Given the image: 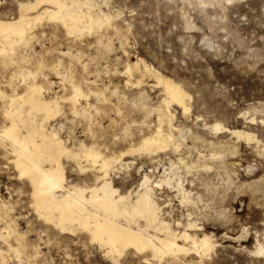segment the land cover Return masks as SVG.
Wrapping results in <instances>:
<instances>
[{
  "label": "rangeland",
  "instance_id": "374dc122",
  "mask_svg": "<svg viewBox=\"0 0 264 264\" xmlns=\"http://www.w3.org/2000/svg\"><path fill=\"white\" fill-rule=\"evenodd\" d=\"M96 1L104 13L118 15L110 30L103 29L99 34L72 42L61 30L43 23L34 30L38 40L25 53L30 55L29 63H0V81L5 85L10 83L22 93L25 86L15 72L19 68L38 71L35 81L44 84L46 99L68 94V84L57 76V71L74 75L83 87L84 79L96 81L92 86L96 90L109 87L106 100L88 99L92 106L108 111L107 114L102 111L100 116L93 112L91 122L96 140L106 155L126 149L129 142L151 133L158 125V110L164 96L151 79H146L138 88L126 87L127 78L121 73L127 62L142 59L175 81L190 96L187 102L190 113L183 115L179 108L172 107L173 125L183 130L185 139L182 158L195 164L200 155H205L197 163H206L212 169H181L185 188L194 196L199 195L201 202L194 207L180 205L175 193L162 191L166 219L170 217L169 220L182 225L196 222L200 228L197 235H213L217 243L214 255L200 264H264L263 258L252 254L257 241L264 245V0H217L210 4L202 2L205 0ZM16 16L17 1L0 0V18ZM41 30H44L43 36ZM65 52L68 53L64 55ZM36 59H43V64L38 65ZM97 73L99 76L95 78ZM43 76H47L46 80ZM5 85L2 91L12 94L11 87ZM115 88L117 93L111 94ZM3 107L0 101V126ZM214 124L227 130L214 135L208 129ZM59 125L62 126L60 136L69 147L74 141L91 143L87 122L73 117L67 105L62 115L50 124L56 129ZM233 130L248 134L254 140L237 139L230 135ZM217 141L226 145L213 147L211 143ZM212 151L221 153V158L209 160ZM177 157L180 156L162 155L161 166L168 167V161H175ZM12 160V155L0 147V204L7 206L1 214L15 221L14 228L22 237L20 250L25 251L21 253L23 262L37 248L39 253L31 260L32 264H177L168 258L159 263L148 254H136L132 250L125 251L114 263L85 235L60 234L43 224L31 207L28 182L19 178ZM130 160L136 165L129 173L114 178L116 188L122 192L134 189L143 173L154 170L145 157L126 159ZM70 165H67L68 172ZM161 166L153 176L162 174ZM137 167H142L140 172ZM67 176L72 182L82 178L75 171ZM243 230L248 231V237L238 240ZM0 248L6 250L1 243ZM5 259L6 264L19 263L11 253L5 252ZM199 262L191 254L181 256L178 264Z\"/></svg>",
  "mask_w": 264,
  "mask_h": 264
},
{
  "label": "bare ground",
  "instance_id": "6f19581e",
  "mask_svg": "<svg viewBox=\"0 0 264 264\" xmlns=\"http://www.w3.org/2000/svg\"><path fill=\"white\" fill-rule=\"evenodd\" d=\"M16 1L17 16L10 19L0 18V63L4 64L29 63L30 55L25 53L32 49L33 42L38 40L39 35L34 30L43 26V23L61 30L63 35L73 42L85 36L99 34L103 29L112 28L118 18V15L104 13L96 0ZM211 1L217 0L202 2L210 4ZM40 35H44V30H41ZM66 53L68 52L62 54ZM42 60L36 59V63L41 65ZM59 65L60 62L56 64L57 67ZM15 74L25 86L22 93L17 92L10 83L5 85V82L0 81V101L4 103L0 147L12 155L11 162L19 178L27 180L31 189V207L38 220L53 227L60 234L85 235L90 243L98 246L114 263H117L127 250L136 254H148L159 263L168 258L178 264L181 256L194 254L200 264L214 255L217 243L213 240V235H197L200 228L196 222L182 225L179 221L169 220L170 217L166 219L167 213L163 210L165 206L161 204L160 195L166 190L171 194L175 193L174 197L180 205L197 206L201 197L194 196L191 190L185 188L180 171L192 168L205 171L212 169L206 163H197L201 158L205 159V155H200L195 164L182 158L181 148L185 139L183 130L173 125L175 114L172 107L179 108L183 115L190 113L187 103L190 96L179 84L160 74L142 59H137L136 62L128 61L121 73L127 78L124 82L126 87L138 88L146 79H151L153 86L159 88L164 96L161 109L158 110L160 114L155 113L159 114L158 125L151 133L142 135L137 141L129 142L126 149L106 155L101 151L91 122L94 119L93 112L99 115L102 111L106 114L108 111L92 106L88 99L93 97L98 102L106 100L105 94L109 87H103L102 90L93 89L96 81L90 82L88 79H84L83 87L81 82L74 79V75L57 71V76L68 84V94L46 99L44 84L35 81L39 76L38 71L19 68ZM98 76L99 73L95 78ZM45 77L43 76L44 79ZM4 85L11 87L12 94L8 95L2 91ZM112 93H117L116 88ZM81 101H85L84 104ZM64 105H67L73 117L87 122L86 131L91 139L90 144L74 141L69 147L67 141L60 136L62 126L59 125L58 129L50 126L62 115ZM208 129L214 135L227 130L220 124H214ZM230 135L246 141L254 140L252 136L237 130L230 131ZM211 144L221 148L226 145L225 142L218 141ZM167 153L180 157L175 161L169 160L168 167H164L161 166L160 157ZM134 156L147 158L148 162L153 164L154 170L148 174L143 173L134 189L122 192L116 188L114 178L121 173H129L136 163L126 159ZM209 158L218 160L221 153L212 151ZM68 164L73 167L72 170L70 168V173L75 171L82 176L77 182L68 179ZM160 166L163 168L162 174L153 176ZM137 168L138 172L142 169ZM5 209L7 210L6 204L1 202L0 243L6 247V250L0 248L1 264H6L5 252L11 253L18 260V264H32L31 260L37 257L39 251L32 248V256L23 262L21 253L24 254L25 251L20 250L22 237L14 228L15 221L6 214L7 217H2L4 214L1 212ZM241 232L238 240L248 237V231ZM252 254L264 259V245L257 241ZM143 260L145 263L149 262L147 257Z\"/></svg>",
  "mask_w": 264,
  "mask_h": 264
}]
</instances>
